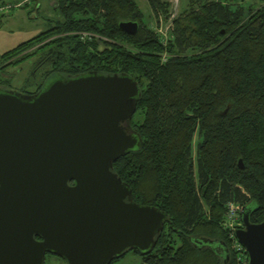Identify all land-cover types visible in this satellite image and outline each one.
<instances>
[{
    "label": "trees",
    "instance_id": "obj_1",
    "mask_svg": "<svg viewBox=\"0 0 264 264\" xmlns=\"http://www.w3.org/2000/svg\"><path fill=\"white\" fill-rule=\"evenodd\" d=\"M243 1L189 0L164 37L134 0H53L52 26L0 53V88L22 93H37L54 73L137 81L130 126L141 143L112 172L134 203L167 217L154 249L133 251L141 264H235L227 203L248 207L249 223L264 219V0L255 10ZM146 2L155 21L167 20V2ZM121 21L137 22L133 36L118 30ZM32 58L14 89L4 72ZM202 238L214 243H194Z\"/></svg>",
    "mask_w": 264,
    "mask_h": 264
},
{
    "label": "water",
    "instance_id": "obj_2",
    "mask_svg": "<svg viewBox=\"0 0 264 264\" xmlns=\"http://www.w3.org/2000/svg\"><path fill=\"white\" fill-rule=\"evenodd\" d=\"M137 26L117 24L130 36ZM140 94L127 74L93 71L54 73L35 94L0 88V264H45L47 252L64 264H110L154 249L166 215L134 203L112 172L141 143L130 126ZM239 212L232 237L246 264H264V219Z\"/></svg>",
    "mask_w": 264,
    "mask_h": 264
},
{
    "label": "rangeland",
    "instance_id": "obj_3",
    "mask_svg": "<svg viewBox=\"0 0 264 264\" xmlns=\"http://www.w3.org/2000/svg\"><path fill=\"white\" fill-rule=\"evenodd\" d=\"M0 1V53L13 48L22 41L35 36L37 33L46 30L52 26L53 20L59 16L54 13L53 0H4ZM137 8L143 15L145 22L152 30H158V33L167 37L166 30L171 23V19L176 18L180 13L186 11L189 0H160L167 2L169 13L167 20L160 15L155 21L152 12L149 9L146 0H134ZM262 0H244L241 5L251 7L253 10L258 9ZM162 35V36H163ZM36 58L25 60L20 64L9 66L4 72L5 76L12 78L13 88L22 89L28 79L31 64ZM50 70L49 67L43 71ZM30 92L35 91V86L27 88ZM196 135L192 139V147ZM193 155V153H192ZM45 264H59L57 258L46 256ZM110 264H141V256L137 253L126 252L119 259L112 261Z\"/></svg>",
    "mask_w": 264,
    "mask_h": 264
},
{
    "label": "built area",
    "instance_id": "obj_4",
    "mask_svg": "<svg viewBox=\"0 0 264 264\" xmlns=\"http://www.w3.org/2000/svg\"><path fill=\"white\" fill-rule=\"evenodd\" d=\"M239 212V206L234 203H227L225 219L223 222V226L229 229V238H230V247L233 252V258L235 260V264H246L245 253L243 248L236 242L234 237H232V232L235 228H240L241 225L237 222V216Z\"/></svg>",
    "mask_w": 264,
    "mask_h": 264
},
{
    "label": "flooded vegetation",
    "instance_id": "obj_5",
    "mask_svg": "<svg viewBox=\"0 0 264 264\" xmlns=\"http://www.w3.org/2000/svg\"><path fill=\"white\" fill-rule=\"evenodd\" d=\"M37 239H39V237H37ZM219 249H220L221 253H223L224 250H225L224 247H222V246H221ZM125 253H126V252H125ZM125 253H124V254H125ZM48 255L57 258L59 264H64V261H63V260H61V259L58 258L56 255H54V254H52V253H49V252L46 253V255H45V259H46V256H48ZM116 260H117V259H116ZM113 261H114V260H113ZM111 262H112V261H111ZM111 262H110V263H111Z\"/></svg>",
    "mask_w": 264,
    "mask_h": 264
}]
</instances>
